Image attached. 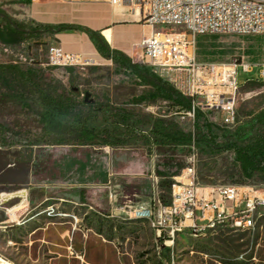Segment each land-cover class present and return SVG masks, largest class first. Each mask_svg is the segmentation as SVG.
I'll list each match as a JSON object with an SVG mask.
<instances>
[{
  "label": "rangeland",
  "instance_id": "obj_1",
  "mask_svg": "<svg viewBox=\"0 0 264 264\" xmlns=\"http://www.w3.org/2000/svg\"><path fill=\"white\" fill-rule=\"evenodd\" d=\"M68 1L72 0H0V27L8 20L59 23L56 6ZM52 37V33L40 31L17 43L0 38V63L33 64L69 87L70 79L76 78L74 87L80 90V98L88 92V99L109 101L141 115L167 113L185 130L192 129V120L164 101L133 103V97L146 87L111 60L53 65L49 54ZM197 54L203 62L243 59L252 64L250 71L239 70L237 123L231 128L253 124L264 109V33L201 34L197 36ZM132 59L141 62L138 54ZM19 111L16 102L2 104L0 122L10 125ZM207 116L219 126L225 125L215 112ZM13 139V145H3L0 140V194L17 192L21 196L0 198V264H264V208L250 229L222 226L197 235L184 233L173 241L158 238L147 220L129 214L130 205H153L159 198L160 178L154 169L164 154L157 149L149 153L139 142L123 147L34 146V157L41 156L38 174L46 180L35 183L30 180V168L35 172L36 165L24 161L29 148L19 136ZM194 151L199 185L231 184L237 178L233 152L211 153L199 147ZM90 153L110 157L111 169L104 179L83 186L66 181L56 168L66 159L81 161ZM254 185L261 188L258 194L264 193V181ZM143 194L149 196L150 203H142ZM25 198L29 203L25 211L17 222L10 221L7 208Z\"/></svg>",
  "mask_w": 264,
  "mask_h": 264
},
{
  "label": "trees",
  "instance_id": "obj_2",
  "mask_svg": "<svg viewBox=\"0 0 264 264\" xmlns=\"http://www.w3.org/2000/svg\"><path fill=\"white\" fill-rule=\"evenodd\" d=\"M40 31L86 33L103 58L111 60L146 87L133 97V103L164 101L179 111L191 109L190 97L148 65L113 48L100 30L77 23H36L32 20L24 24L8 20L0 27V38L4 42L17 43ZM75 82L76 78H71L69 87L51 72L33 64L0 63V106L10 102L20 106L10 125L0 122L2 144H16L14 136L22 138L29 148L24 159L29 164L35 158L34 146L89 144L123 147L139 142L149 153L157 149L164 154L162 161L155 166V174L160 178L159 198L163 203L171 202L174 177L186 166V158L194 147L211 153L233 152L237 178L231 184L254 185L264 181V109L253 124L234 129L226 124L219 126L208 118L206 112L197 109L193 130H185L167 113L141 115L109 101L80 98L81 92L74 87ZM8 132L11 137L7 136ZM219 137L223 139L220 141Z\"/></svg>",
  "mask_w": 264,
  "mask_h": 264
},
{
  "label": "built area",
  "instance_id": "obj_3",
  "mask_svg": "<svg viewBox=\"0 0 264 264\" xmlns=\"http://www.w3.org/2000/svg\"><path fill=\"white\" fill-rule=\"evenodd\" d=\"M98 1L129 5L150 26L139 43L141 62L192 99L191 109L180 111L192 120L191 130L197 109L215 112L230 127L237 123L239 70L250 71L252 64L243 59L200 61L196 38L201 34L264 33V0ZM49 54L51 63L58 66L79 65L86 59L58 44L49 45ZM196 157L193 150L174 177L170 203L158 198L153 205H130L129 214L147 220L156 236L166 241L222 226L252 228L264 208V193L257 190L261 188L253 184L201 186L196 180Z\"/></svg>",
  "mask_w": 264,
  "mask_h": 264
},
{
  "label": "crops",
  "instance_id": "obj_4",
  "mask_svg": "<svg viewBox=\"0 0 264 264\" xmlns=\"http://www.w3.org/2000/svg\"><path fill=\"white\" fill-rule=\"evenodd\" d=\"M56 11V22L77 23L88 26L94 30H100L113 48L124 51L131 58H135L137 54L140 56L141 49L139 43L142 37L148 34L151 30L150 26L143 23L141 15H139L133 7L126 4L115 5L107 1L98 0H72L68 1L65 5H57ZM107 33H109L112 40L109 39ZM52 35L51 44L61 45L66 51L82 54L84 57L89 50L97 51L86 33L79 31H64ZM40 160L41 156H38L33 158L30 163L34 164V162H36L39 165ZM110 163L111 160L108 155L104 153L98 155L90 153L81 161L76 158L75 160L73 158L72 160L66 159L64 164H58L56 165V168L59 169V172L62 175H65L63 177L67 178L66 181H76L82 183L83 186H87L95 179H104L111 169ZM38 165H36L35 172L30 168V180L35 183L46 181L39 176L38 171L40 168ZM125 172H128V170ZM63 177L60 179L62 182L65 180ZM8 194L18 195L14 197L6 196L4 197L5 200H10L16 197L19 198L21 196L17 192ZM22 194V196L25 197V193ZM155 197L158 198V195H155ZM142 203H150L149 196L143 194ZM28 204V200L25 198L22 202L15 203L11 206L19 207L18 217L14 219L11 218L9 208H7L9 220L17 222Z\"/></svg>",
  "mask_w": 264,
  "mask_h": 264
},
{
  "label": "bare ground",
  "instance_id": "obj_5",
  "mask_svg": "<svg viewBox=\"0 0 264 264\" xmlns=\"http://www.w3.org/2000/svg\"><path fill=\"white\" fill-rule=\"evenodd\" d=\"M37 14V13H36ZM39 15V13H38ZM107 36L109 37V39H111V36L109 35V33H107ZM112 40V39H111ZM86 59L90 62H96L98 59H103L105 60V58H103L96 50H89L86 54ZM18 194H8V193H2L0 194V198L4 199V197L6 196H9V197H14ZM26 203V201H25ZM18 209L19 207L18 206H15V207H11L9 208V212H10V215H11V218L14 219V218H17L18 217Z\"/></svg>",
  "mask_w": 264,
  "mask_h": 264
},
{
  "label": "water",
  "instance_id": "obj_6",
  "mask_svg": "<svg viewBox=\"0 0 264 264\" xmlns=\"http://www.w3.org/2000/svg\"><path fill=\"white\" fill-rule=\"evenodd\" d=\"M1 14L4 15L3 13H1ZM89 95H90V94L87 92V93H86V97H85L86 100L88 99Z\"/></svg>",
  "mask_w": 264,
  "mask_h": 264
}]
</instances>
